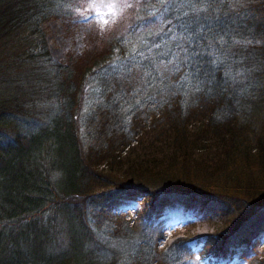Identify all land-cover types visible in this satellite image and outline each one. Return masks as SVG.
<instances>
[{"label": "trees", "instance_id": "obj_1", "mask_svg": "<svg viewBox=\"0 0 264 264\" xmlns=\"http://www.w3.org/2000/svg\"><path fill=\"white\" fill-rule=\"evenodd\" d=\"M89 1L0 0V264H192L101 209L218 201L217 251L264 209V0H123L53 61L40 25Z\"/></svg>", "mask_w": 264, "mask_h": 264}, {"label": "rangeland", "instance_id": "obj_2", "mask_svg": "<svg viewBox=\"0 0 264 264\" xmlns=\"http://www.w3.org/2000/svg\"><path fill=\"white\" fill-rule=\"evenodd\" d=\"M122 1L90 0L86 8L78 11V17L50 19L42 23L40 29L51 59L62 61L67 53L78 58L89 29L100 30L109 24ZM148 122L147 118L141 125L148 126ZM112 202L101 209L105 217L120 219L122 226L126 225L131 234L138 233L147 220L145 231L153 236L159 252L177 238L185 240L192 255V264H248L251 259L264 256V210L251 216L260 224V230L254 228L242 237L237 235L238 229L251 218L248 217L217 251L219 235L229 229L226 206L218 201L162 194L150 202L143 196L117 194Z\"/></svg>", "mask_w": 264, "mask_h": 264}, {"label": "bare ground", "instance_id": "obj_3", "mask_svg": "<svg viewBox=\"0 0 264 264\" xmlns=\"http://www.w3.org/2000/svg\"><path fill=\"white\" fill-rule=\"evenodd\" d=\"M183 210V209H182ZM179 214H181V212H177ZM260 224L257 223V220L254 219L253 217H251L249 219V221L245 224H243L237 231V235L240 237L244 236L247 232L249 233L250 231H253L254 228H259ZM256 229V230H257ZM236 230V229H235ZM260 230V229H258ZM230 247V246H229ZM228 248V247H227Z\"/></svg>", "mask_w": 264, "mask_h": 264}, {"label": "snow or ice", "instance_id": "obj_4", "mask_svg": "<svg viewBox=\"0 0 264 264\" xmlns=\"http://www.w3.org/2000/svg\"><path fill=\"white\" fill-rule=\"evenodd\" d=\"M193 3H203V2H206V0H192ZM196 11H199V10H196ZM185 16L188 15L187 12L184 13ZM188 34L186 33L185 36H187ZM185 56L188 57V59H191V57L189 56L187 50H185Z\"/></svg>", "mask_w": 264, "mask_h": 264}]
</instances>
